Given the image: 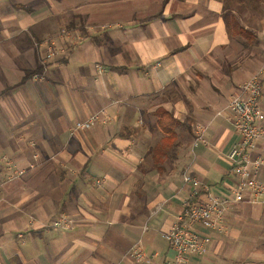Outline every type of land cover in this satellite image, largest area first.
Returning a JSON list of instances; mask_svg holds the SVG:
<instances>
[{"label":"crops","instance_id":"0c3cea01","mask_svg":"<svg viewBox=\"0 0 264 264\" xmlns=\"http://www.w3.org/2000/svg\"><path fill=\"white\" fill-rule=\"evenodd\" d=\"M259 70L264 126V0H0V264H168L182 174L236 187L226 105ZM222 222L187 264H264V200Z\"/></svg>","mask_w":264,"mask_h":264},{"label":"built area","instance_id":"2783aa9c","mask_svg":"<svg viewBox=\"0 0 264 264\" xmlns=\"http://www.w3.org/2000/svg\"><path fill=\"white\" fill-rule=\"evenodd\" d=\"M261 73L262 70H259L243 82L226 105L233 119L234 131L238 135L237 143L227 154L236 187L230 195H221L211 192L209 185L196 176L188 172L182 174V183L188 185L190 190L181 201V211L164 234L173 251L168 264H187L190 256H200L207 252V239L199 234L197 226L221 230L224 227V212L231 205L264 200V181L260 179V174L264 171V155L261 153L264 151V126L260 110ZM95 120L96 116L92 115L86 120L76 121L74 126L76 129H87ZM198 140H202L200 133L196 137V141ZM6 164L9 169L12 168L10 160ZM23 173L24 170L12 169L9 178ZM245 191H248V197H245ZM50 225L68 228L71 221L62 215ZM124 256L137 262L145 259V253L138 245L132 246Z\"/></svg>","mask_w":264,"mask_h":264},{"label":"trees","instance_id":"16d2710c","mask_svg":"<svg viewBox=\"0 0 264 264\" xmlns=\"http://www.w3.org/2000/svg\"><path fill=\"white\" fill-rule=\"evenodd\" d=\"M157 123H158V126L161 128L162 132L170 136L172 134L173 127L176 124V120L173 119L171 114H169L166 111L161 110Z\"/></svg>","mask_w":264,"mask_h":264}]
</instances>
